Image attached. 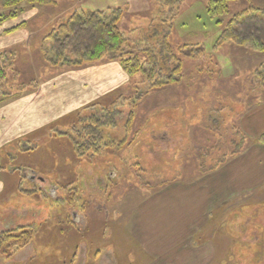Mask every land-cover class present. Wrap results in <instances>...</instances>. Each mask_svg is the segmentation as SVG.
<instances>
[{
    "label": "rangeland",
    "instance_id": "rangeland-1",
    "mask_svg": "<svg viewBox=\"0 0 264 264\" xmlns=\"http://www.w3.org/2000/svg\"><path fill=\"white\" fill-rule=\"evenodd\" d=\"M23 6L19 17L0 24V51L15 52L0 95L26 86L22 93L28 100L38 83L50 97L34 122L0 125V233L16 227L33 232L10 258L0 255V264H264V183H249L259 164L264 172V159L255 158V150L264 147L256 141L261 133L243 122L264 103L257 76L264 52L232 42L216 47L227 22L251 6L262 11L239 20L240 37L249 35L245 30L253 19L262 26L264 0H233L230 12L217 18L208 14L206 0ZM117 8L130 48L148 70L144 51L158 56L155 80L164 82L179 60V83L153 88L144 74L119 73L118 63L107 60L77 69L50 64L54 55L45 38L53 29L75 11L110 15ZM21 22L23 28L7 31ZM257 33L264 39V31ZM200 48L195 57L184 53ZM77 75L85 83L96 81L99 92L65 112L71 101L79 103L73 97L80 94L69 83L70 77L78 81ZM80 97L85 100L86 92ZM116 99L117 127L104 135L126 139L127 146L78 158L69 136L55 129H70L65 119L77 111L80 118L101 117ZM18 100L0 105V120L2 108ZM243 138L242 150L232 155ZM199 154L206 167L224 156L226 163L201 173ZM192 200L198 206H189Z\"/></svg>",
    "mask_w": 264,
    "mask_h": 264
},
{
    "label": "trees",
    "instance_id": "trees-1",
    "mask_svg": "<svg viewBox=\"0 0 264 264\" xmlns=\"http://www.w3.org/2000/svg\"><path fill=\"white\" fill-rule=\"evenodd\" d=\"M73 1V0H71ZM180 0H167L168 5H173ZM233 0H206V10L212 18L224 16L230 12V2ZM59 0H0V24L9 19L19 17L25 11L24 4L31 6L56 5ZM262 11L256 7H249L243 12L233 16L226 24L224 31L216 42V47L226 42H232L238 46H246L250 50L264 52V39L257 33V30L264 31V18L261 19L262 26L258 19H253L251 26L246 28L249 35L245 38L240 37L238 26L236 24L244 16ZM115 13V12H114ZM107 15L104 10L94 11H75L65 23L60 24L53 29L45 38L51 43V51L54 55L53 60H49L53 66L61 65L69 68H83L89 65L98 64L104 60L118 63L123 71L130 77L142 73L146 76L153 88L165 85L179 83L182 79V64L178 60L175 67L170 71L164 82L155 80L156 72L159 70L158 56L152 50H145L149 70L140 60V56L130 48V43L119 22L122 16V10L116 9V14ZM220 23V21H219ZM20 25H25L22 22ZM12 30V29H11ZM9 30V31H11ZM167 43V48L171 50ZM201 48L197 51L189 50L184 52L190 56H197ZM45 54L48 51L43 48ZM172 52V51H171ZM172 54V53H171ZM15 52L2 50L0 51V87L8 79V72L14 66ZM264 67V65H263ZM257 76L264 87V68L257 72ZM38 83L32 85L33 90H37ZM26 86H22L20 91L15 94L0 95V105L23 95ZM144 93L143 95H145ZM108 96L111 94H107ZM142 95V96H143ZM141 96V97H142ZM118 100H112L108 104L105 114L101 117L90 116L89 118L77 117L80 113L74 112L68 114L65 120L71 123L70 129L65 132L55 129L57 135L69 136L74 153L78 158L84 156H98L105 151L121 150L127 146L128 141H116L106 138L105 129L117 127L115 118V109ZM93 105H96L93 103ZM83 111L82 109H80ZM133 122V114L128 119V127ZM22 138V137H21ZM258 145H264V132L256 137ZM244 138L241 145L236 146L232 155L240 153ZM199 169L202 173L216 171L221 164L226 163V157L218 160L215 165L206 167L205 162L199 154ZM2 166L0 165V169ZM77 198H73L76 200ZM33 232L29 227H16L0 233V255L3 258H10L17 250L26 246Z\"/></svg>",
    "mask_w": 264,
    "mask_h": 264
},
{
    "label": "crops",
    "instance_id": "crops-1",
    "mask_svg": "<svg viewBox=\"0 0 264 264\" xmlns=\"http://www.w3.org/2000/svg\"><path fill=\"white\" fill-rule=\"evenodd\" d=\"M21 23H18L13 28L7 29V31L11 30V29L14 30V28H23L24 25H20ZM9 32H11V31H9ZM0 48H3V47H0ZM117 67L120 70L119 73H125L119 64ZM77 77H78V81L76 80V77H70L71 80H69V83L71 85H73V87H75L77 92L80 94L77 97H73V99L79 101V103L76 104V103H73L71 101L70 102L71 105L69 107L65 108V112H67L68 110L69 111L73 110L72 108L75 107L76 105L82 106L86 101L92 100V99L96 98V96L98 95L99 87H98V85H97L98 83L96 81L90 79L89 82L85 83V82L80 80L81 77H83V76L77 75ZM113 80L114 79L112 77L107 78V81L111 82ZM106 85L108 86V83H106L104 86H106ZM42 87L43 86H39L37 90H35L31 94H29L30 98H28V100H24L25 96L22 95L21 97L17 98V99H19L17 105H15L11 108H8V109H6V107L4 106V108H2V110H1L4 112L2 113L3 121L0 120V125L2 127L5 126V128H6V125H8V124L9 125H12V124L27 125V124L34 122V119H37V117L40 116L39 113L44 109V105H45L44 102H46V100L50 97V95H47V91L45 89L41 90ZM84 92H86V98H85V100H83L84 99L83 98L82 99L83 101H82L80 96ZM62 103H64V102L62 101ZM245 117L243 119L245 126H247L248 128L250 127L252 130H256L258 132L257 134L264 132V103H261V104H259V106L252 109L249 112V114ZM258 146L264 147V146H260V145H258ZM255 152L258 153L257 156H255V158H257L259 160L264 159V152L261 151L260 148L258 150H255ZM252 162L258 163L259 161L258 160H252ZM260 165L261 164H259V166L256 168V170H257L256 177H253V179H251V181L249 182L251 187H257V186L262 185L264 183V176L263 177L260 176L261 174H264V172H262L260 170V167H261ZM219 179H222V178H219ZM245 185H247V184H245ZM223 188H224V186H223ZM3 189H4V186L0 182V193L3 191ZM224 192H227V188L225 189ZM192 201L195 203H192L191 201H189V206L197 205L196 200L195 201L192 200ZM188 213H189V211H188ZM189 215H191V214H189ZM175 222H176V220H175ZM178 222H185V220H179L178 219ZM182 235H183V233H182ZM182 237H185V234Z\"/></svg>",
    "mask_w": 264,
    "mask_h": 264
}]
</instances>
